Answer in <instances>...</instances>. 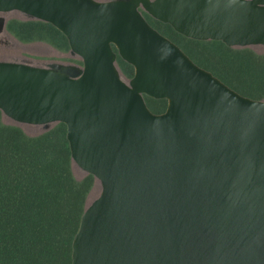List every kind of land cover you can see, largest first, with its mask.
Masks as SVG:
<instances>
[{
	"label": "water",
	"instance_id": "water-1",
	"mask_svg": "<svg viewBox=\"0 0 264 264\" xmlns=\"http://www.w3.org/2000/svg\"><path fill=\"white\" fill-rule=\"evenodd\" d=\"M11 12L53 24L82 61L0 60L3 115L65 123L73 163L100 184L72 264H264V98L197 64L144 15L189 38L264 47V0H0Z\"/></svg>",
	"mask_w": 264,
	"mask_h": 264
},
{
	"label": "trees",
	"instance_id": "trees-1",
	"mask_svg": "<svg viewBox=\"0 0 264 264\" xmlns=\"http://www.w3.org/2000/svg\"><path fill=\"white\" fill-rule=\"evenodd\" d=\"M144 15L197 64L238 92L264 98V52L189 38L169 23ZM7 31L22 42L43 41L70 51L67 37L46 21L10 18ZM117 62L132 78L134 66L119 55ZM145 98L156 113L168 106L167 99ZM2 116L0 110V264H72L73 239L96 179L92 174L81 180L74 176L65 123L29 135Z\"/></svg>",
	"mask_w": 264,
	"mask_h": 264
},
{
	"label": "rangeland",
	"instance_id": "rangeland-1",
	"mask_svg": "<svg viewBox=\"0 0 264 264\" xmlns=\"http://www.w3.org/2000/svg\"><path fill=\"white\" fill-rule=\"evenodd\" d=\"M10 18H19V19H27L20 12H11L8 14V19ZM0 39L5 40V42L0 41V60L8 59V60H18L24 61L29 60L34 64L43 65L48 62H63V63H80V58L78 56H73L70 51H61L57 48L51 46L50 44L43 41H34V42H22L14 37L12 34L2 33L0 35ZM6 41L12 42L11 45L14 47H9V43ZM257 52H264L263 46H252ZM2 120L8 123H14L7 116H2ZM27 134L29 135H37L44 131H46L41 125H33V124H18ZM55 125V124H54ZM53 125V126H54ZM52 126V127H53ZM51 127V128H52ZM72 170L74 176L81 180L86 176L84 170H82L77 164L73 163ZM100 184L95 181L94 186L92 187L88 198L87 204L90 203L100 192Z\"/></svg>",
	"mask_w": 264,
	"mask_h": 264
},
{
	"label": "flooded vegetation",
	"instance_id": "flooded-vegetation-1",
	"mask_svg": "<svg viewBox=\"0 0 264 264\" xmlns=\"http://www.w3.org/2000/svg\"><path fill=\"white\" fill-rule=\"evenodd\" d=\"M8 14H9V13H7V14L0 13V16H2V15H3V16H6V17H7V20H8ZM4 33L10 34L8 31H6V32H4ZM1 34H2V33H0V35H1ZM0 41H1V42H5V40H3V39H0ZM6 43H7V44H8V43L10 44L9 47H12V48L14 47V45H11L12 42H10V41H6Z\"/></svg>",
	"mask_w": 264,
	"mask_h": 264
}]
</instances>
